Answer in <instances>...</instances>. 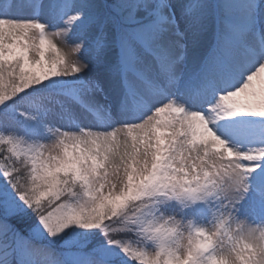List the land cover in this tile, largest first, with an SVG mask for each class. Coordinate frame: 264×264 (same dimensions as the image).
<instances>
[{"label":"snow or ice","instance_id":"snow-or-ice-1","mask_svg":"<svg viewBox=\"0 0 264 264\" xmlns=\"http://www.w3.org/2000/svg\"><path fill=\"white\" fill-rule=\"evenodd\" d=\"M0 264H264V0L0 4Z\"/></svg>","mask_w":264,"mask_h":264},{"label":"trees","instance_id":"trees-1","mask_svg":"<svg viewBox=\"0 0 264 264\" xmlns=\"http://www.w3.org/2000/svg\"><path fill=\"white\" fill-rule=\"evenodd\" d=\"M17 226L20 227L21 229H23L26 227V224L25 223H18Z\"/></svg>","mask_w":264,"mask_h":264},{"label":"rangeland","instance_id":"rangeland-1","mask_svg":"<svg viewBox=\"0 0 264 264\" xmlns=\"http://www.w3.org/2000/svg\"><path fill=\"white\" fill-rule=\"evenodd\" d=\"M4 2H6V0H0V4H2V3H4Z\"/></svg>","mask_w":264,"mask_h":264}]
</instances>
